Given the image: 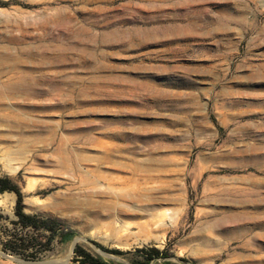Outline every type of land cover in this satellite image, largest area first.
<instances>
[{"label":"rangeland","instance_id":"1","mask_svg":"<svg viewBox=\"0 0 264 264\" xmlns=\"http://www.w3.org/2000/svg\"><path fill=\"white\" fill-rule=\"evenodd\" d=\"M5 176L74 236L0 264H264V0H0Z\"/></svg>","mask_w":264,"mask_h":264},{"label":"trees","instance_id":"2","mask_svg":"<svg viewBox=\"0 0 264 264\" xmlns=\"http://www.w3.org/2000/svg\"><path fill=\"white\" fill-rule=\"evenodd\" d=\"M4 193L15 195V205L14 219L7 220L6 226L0 223V250L3 253L19 256L25 260H37L40 254L51 249L53 241L63 244L74 236V232L63 223L39 215L25 214L22 208L21 190L6 176L0 177V194ZM98 247L115 255L129 254ZM134 255L139 256V261L131 264H172L166 260L168 254L165 250L160 251L153 247L135 249ZM70 262L71 264H121L103 261L78 246L73 249Z\"/></svg>","mask_w":264,"mask_h":264},{"label":"water","instance_id":"3","mask_svg":"<svg viewBox=\"0 0 264 264\" xmlns=\"http://www.w3.org/2000/svg\"><path fill=\"white\" fill-rule=\"evenodd\" d=\"M102 255H105L104 253L100 252ZM72 254V251H71ZM2 256L6 259H10L13 260L14 262L18 263V264H68L70 257H66L65 259H61V260H40V261H33V262H27V261H22L19 259H15V258H11L9 256H6L4 254H2Z\"/></svg>","mask_w":264,"mask_h":264}]
</instances>
